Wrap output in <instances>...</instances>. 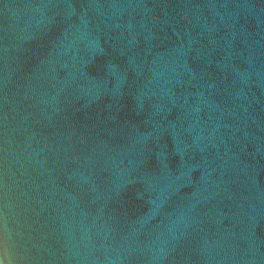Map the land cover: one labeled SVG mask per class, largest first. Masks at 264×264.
Segmentation results:
<instances>
[{
	"label": "water",
	"instance_id": "95a60500",
	"mask_svg": "<svg viewBox=\"0 0 264 264\" xmlns=\"http://www.w3.org/2000/svg\"><path fill=\"white\" fill-rule=\"evenodd\" d=\"M3 264H264V0H0Z\"/></svg>",
	"mask_w": 264,
	"mask_h": 264
},
{
	"label": "clouds",
	"instance_id": "9594fccd",
	"mask_svg": "<svg viewBox=\"0 0 264 264\" xmlns=\"http://www.w3.org/2000/svg\"><path fill=\"white\" fill-rule=\"evenodd\" d=\"M0 264H3V262H2V261H0Z\"/></svg>",
	"mask_w": 264,
	"mask_h": 264
}]
</instances>
